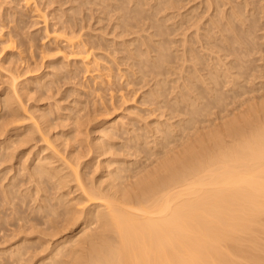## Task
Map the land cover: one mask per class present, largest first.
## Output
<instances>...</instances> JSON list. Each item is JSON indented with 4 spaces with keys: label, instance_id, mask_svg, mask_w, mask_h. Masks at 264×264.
Listing matches in <instances>:
<instances>
[{
    "label": "bare ground",
    "instance_id": "6f19581e",
    "mask_svg": "<svg viewBox=\"0 0 264 264\" xmlns=\"http://www.w3.org/2000/svg\"><path fill=\"white\" fill-rule=\"evenodd\" d=\"M20 1L45 23L55 56L101 68L100 43L64 25L49 31L35 0ZM78 1L62 24L95 7L120 75L142 92L95 128L79 101L73 128L52 137L6 59L0 135L11 145L0 157L13 159L19 140L42 148L0 178V245L10 243L0 264H264V0ZM12 127L24 129L17 140Z\"/></svg>",
    "mask_w": 264,
    "mask_h": 264
},
{
    "label": "rangeland",
    "instance_id": "374dc122",
    "mask_svg": "<svg viewBox=\"0 0 264 264\" xmlns=\"http://www.w3.org/2000/svg\"><path fill=\"white\" fill-rule=\"evenodd\" d=\"M77 1L35 0L38 9L47 15L46 26L49 31L63 28L64 25L65 32L76 30L83 35L84 40L91 39L101 44V47L94 51L101 58V68L96 72H86L78 61L66 62L63 61L60 55H54L52 52L54 45L45 33V23L42 19L36 21L37 11L34 7L27 8L20 0H0V37L1 39L10 37L14 42V48L12 47V49L0 42V115L4 112L2 100L9 91L7 82L9 73L7 71L9 70L7 69L12 68L13 65L8 66L6 59L9 58L8 60L12 59V62H15L16 69L18 68L23 72L21 79L28 84L29 93L23 97L24 103L32 112L39 110L40 113L46 112L48 114L54 126L51 132L52 137L67 135L73 128L74 120L71 118L75 116L74 111L79 101H82L83 106L86 107V110L83 109L82 113L91 114L89 126L95 128L102 120L116 121L119 119L125 108L133 106L139 100V94L142 92L140 90L141 92H138V95L134 94L133 89L131 90L126 85V78L120 75L119 68L124 69L125 65L118 62L119 65H117L114 61H116V57H121V54L118 56L113 55L111 51L114 46L109 45L106 41V39H113V36L109 34L111 25L103 28V25L108 22H99L98 18L101 15L95 11V7H91V4L82 6V12L76 16L77 20L62 24L72 15L69 8L72 4L78 5L79 1ZM14 27L18 30L12 29ZM9 32L12 33L9 35ZM259 34L262 35V33ZM101 36H104L105 39ZM130 38L126 37L125 39L129 40ZM117 41L119 40L117 39ZM62 45L65 46V44ZM65 52L70 54L69 49H66ZM255 57L256 59L259 58L258 56ZM73 59L70 54L67 60ZM53 65L61 68L62 74L59 76L53 75L55 72ZM77 68L79 72L76 75ZM96 74H102V79H95ZM109 74H111V77L108 76ZM46 82H48V86L45 87L43 84ZM134 88L136 89V87ZM122 96L126 100L128 99L129 102L125 103ZM96 109L103 112H95ZM25 124L28 125L27 122ZM14 128L9 129L8 135L12 136L13 140H17L16 135L24 129ZM19 142L7 151L13 152V159H2L0 157V178L2 176L8 178L14 176L18 169L22 168L20 166L22 161L32 163L36 152L42 148L41 142L38 144L32 142L28 145H22ZM3 145H11V141H5L4 136L0 135V151H2ZM18 178L22 179L20 176ZM24 180L26 182V178ZM8 181L9 179L5 180L4 183L7 184ZM0 205L1 209L9 207L2 202L1 198ZM9 244L0 245V252Z\"/></svg>",
    "mask_w": 264,
    "mask_h": 264
}]
</instances>
